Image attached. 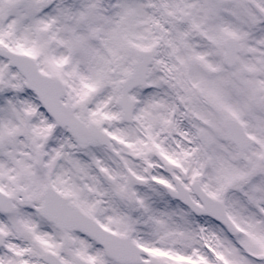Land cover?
Segmentation results:
<instances>
[{
  "label": "snow or ice",
  "instance_id": "obj_1",
  "mask_svg": "<svg viewBox=\"0 0 264 264\" xmlns=\"http://www.w3.org/2000/svg\"><path fill=\"white\" fill-rule=\"evenodd\" d=\"M0 264H264V0H0Z\"/></svg>",
  "mask_w": 264,
  "mask_h": 264
}]
</instances>
